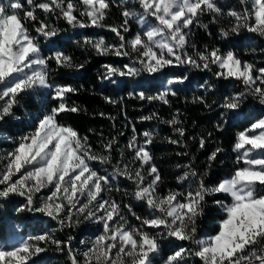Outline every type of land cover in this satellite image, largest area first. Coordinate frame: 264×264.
<instances>
[{
    "label": "snow or ice",
    "instance_id": "snow-or-ice-1",
    "mask_svg": "<svg viewBox=\"0 0 264 264\" xmlns=\"http://www.w3.org/2000/svg\"><path fill=\"white\" fill-rule=\"evenodd\" d=\"M114 10L119 22L109 23ZM194 29L214 42L198 45ZM253 36L264 40V0H0V264H47L50 251L66 264H264V61L236 46ZM67 41L109 58L97 76L102 89L131 85L128 98L170 110L194 75L211 74L198 84L201 94L185 97L218 109L211 130L192 134L180 108L167 118L159 111L139 117L168 126L162 139L181 148L176 156L186 163L175 164L174 186L155 154L160 132H141L125 97L99 93L126 121L124 144L125 131L81 132L66 119L102 117L113 129L117 121L74 99L89 61L78 62ZM250 51L264 55V47ZM209 96L219 99L209 103ZM9 127L24 131L9 134ZM231 128L226 148L217 137ZM222 157L231 165L217 178ZM209 201L219 218L205 230ZM10 214L20 223L8 232ZM27 219L52 226L29 234L21 230ZM85 225L95 231L77 249L65 233Z\"/></svg>",
    "mask_w": 264,
    "mask_h": 264
},
{
    "label": "trees",
    "instance_id": "trees-1",
    "mask_svg": "<svg viewBox=\"0 0 264 264\" xmlns=\"http://www.w3.org/2000/svg\"><path fill=\"white\" fill-rule=\"evenodd\" d=\"M222 2H226V0H222ZM109 23H118L119 22V16L118 13L114 10L111 14V16L108 19ZM205 23L208 21L205 20ZM221 23L226 24L227 18L221 21ZM62 28H67L66 25L60 24ZM218 26H214L210 28L211 31L215 32L216 28ZM72 29L67 28V31L63 33V35H72ZM100 31V30H97ZM196 32L195 40L198 45L202 46L204 43H213V37H210L207 35V33L203 29H194ZM100 34L105 35L106 38L111 39L112 34L108 33L107 30H104L100 32ZM248 35V34H245ZM80 39V37L73 36V41ZM218 40L219 37H216ZM73 41H67L65 46L68 48L70 52L75 56L76 60L78 62H84L85 60L89 61V64L87 66V71L85 73H82V78L76 81L79 84L84 85V91L80 93L79 96L74 97L75 100H77L78 103L82 104L83 106L87 107L89 109V112L92 111H104L107 113H110L113 116L117 117L116 126L115 129L112 128V121H109L102 117H92V116H73L66 118L69 120V122L77 125L81 132H86L88 128H93L97 130V133L102 131L104 135L107 137L109 135H116L117 130L125 131V135L120 138V143L124 144L127 142L128 137L131 135V132L129 129L123 128L122 126L126 123L125 119L119 114V111L116 107L106 104L99 93L101 91H104L105 95H112L114 94L117 97H125L124 101V107H126L127 113H128V119L135 121L138 129L142 132L146 129H149L150 127L156 128L160 132V136L157 138L156 144L154 146L155 154L158 158V162L160 164L161 169L163 170L165 176L168 180V186H174V176L178 173V170L175 169V164L177 163H186V160L181 159L180 157L176 156V153L181 151V148L176 145H170L166 141H164L162 138L164 136L170 135V129L166 125H158L155 121H147V122H141L139 120V117L142 115H147L149 112L152 111H159L160 115L167 118L170 114V111L174 110L175 108H180L182 112H184L185 115V122L186 126L189 128L190 132L192 134H197L202 131L211 130L212 125L216 122V115L215 113L218 112V109H213L212 111H209L201 106L193 105L191 103H185V97L191 100V97L193 95H199L203 92V89H200L198 87L199 83H202L204 80H210L211 74L206 73H197L192 77L191 83L187 90L182 91L180 93L179 99H174L173 104L174 108L172 110L168 109L167 106L161 107L159 103L155 105H150L147 102H142L139 100L131 99L127 97V92L132 90V86L129 85L127 88H120L115 90L114 92V86L109 85L107 87V90L101 88L100 81L97 78L98 73L102 72L103 69L101 68V65L108 63L109 58H101L96 57L94 54L89 55L88 52L77 49L75 45L73 44ZM237 48L241 51L242 55L247 59L255 60L257 63H260L261 61H264V55H261L259 52L253 54L250 49L255 48L257 46L264 47V40L252 37L251 40L249 39H241L239 43L236 45ZM112 60L116 62L122 61L124 58H118L113 57ZM126 62V61H125ZM68 71V70H64ZM177 74L180 73V69L176 70ZM147 87V84L145 85ZM225 88L226 90H232L233 85L231 83L225 82ZM153 91L155 88L152 89ZM209 103H211L212 100L219 99L218 96H209ZM246 112L252 111L251 106L245 109ZM23 110H21L18 115L22 116ZM242 119V117H241ZM193 121H195V127L193 126ZM5 132L9 134H15L20 135L24 129L21 128H11L4 130ZM236 131L235 128L229 129L223 136L217 137L218 139L225 141V147L228 148L229 144L227 142L228 138L232 136V134ZM93 142L96 141L97 136H92ZM190 148L192 151H195V146L192 145L191 141H189ZM7 146V144L3 145ZM205 154H199V164H203L205 162ZM224 159L225 163L223 165L219 164L217 162L216 166L213 169L214 175L218 178L219 176H222L225 174V171L230 167L231 160L222 157ZM127 202V201H126ZM137 211H142V209H137ZM216 209L211 204V201H209V208L207 209V215L204 219V221L201 223V227L205 230H209V225L214 223L215 219H218L215 215ZM14 214H10L7 219H5L4 224L6 231L10 232L11 227L17 225L20 223L19 220L12 218ZM24 224L27 225L26 228H22L21 230L31 234L36 230L37 228H46L51 227L52 225L49 224L48 221H44L42 223H38L35 220L27 219L24 221ZM88 226H82L80 229L72 230L71 232H66L65 235L70 234L73 235L76 239L73 241V246L77 249H79V240L84 235H86V232L89 231ZM93 231H95L94 228H92ZM46 261H51L52 264H66V257L60 253H57L55 251H50L47 254Z\"/></svg>",
    "mask_w": 264,
    "mask_h": 264
},
{
    "label": "rangeland",
    "instance_id": "rangeland-1",
    "mask_svg": "<svg viewBox=\"0 0 264 264\" xmlns=\"http://www.w3.org/2000/svg\"><path fill=\"white\" fill-rule=\"evenodd\" d=\"M5 148L7 147V146H4ZM89 231H87L86 232V235H84L82 238H80V240H83V239H86L87 237H89V236H91L92 235V233L94 232L93 230H92V228L91 229H88ZM9 239L11 240L12 238H11V236L9 237ZM79 240V241H80ZM79 244V249H82V245L80 244V243H78ZM47 264H52V262L51 261H47Z\"/></svg>",
    "mask_w": 264,
    "mask_h": 264
}]
</instances>
